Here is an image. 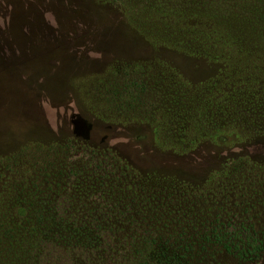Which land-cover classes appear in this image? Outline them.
<instances>
[{"label": "rangeland", "instance_id": "374dc122", "mask_svg": "<svg viewBox=\"0 0 264 264\" xmlns=\"http://www.w3.org/2000/svg\"><path fill=\"white\" fill-rule=\"evenodd\" d=\"M154 1L0 0V158L22 159L10 160L18 165L15 175L28 162L53 159L71 141L85 153L115 156L146 189L194 188L203 198L194 207L198 216L214 212L199 213L206 200V209L247 207V223L263 227L264 180L251 171L247 181L232 162L264 157V134L229 154L212 143L215 128L225 127L219 98L208 92L215 80L206 82L209 68L201 64H180L184 79L155 65L160 53L140 28ZM217 80L220 88L225 80ZM237 97L245 107L246 95ZM250 122L257 135L264 132V120Z\"/></svg>", "mask_w": 264, "mask_h": 264}, {"label": "trees", "instance_id": "16d2710c", "mask_svg": "<svg viewBox=\"0 0 264 264\" xmlns=\"http://www.w3.org/2000/svg\"><path fill=\"white\" fill-rule=\"evenodd\" d=\"M158 1L146 2L140 28L160 53L158 68L181 79L180 64L209 68L204 78L215 83L208 92L219 98L225 121L212 143L229 154L263 135L250 121L264 120V0ZM235 85L242 89L232 92ZM239 94L245 107L235 103ZM59 149L15 175L22 159L0 158V264H218V256L255 264L264 257V226L247 223V207L206 209L204 200L199 213L214 210L207 219L194 212V188L146 189L105 151L85 153L71 141ZM238 158L239 174L264 180V157Z\"/></svg>", "mask_w": 264, "mask_h": 264}]
</instances>
